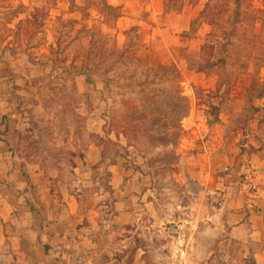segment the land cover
Returning a JSON list of instances; mask_svg holds the SVG:
<instances>
[{
    "label": "rangeland",
    "instance_id": "374dc122",
    "mask_svg": "<svg viewBox=\"0 0 264 264\" xmlns=\"http://www.w3.org/2000/svg\"><path fill=\"white\" fill-rule=\"evenodd\" d=\"M232 8L227 1L214 6L216 35L209 39L214 44L204 48L200 57L197 52L189 56L195 69L223 58L227 65L219 69L226 82L250 73L247 100L228 102V88L206 100L211 111L229 108L235 114L240 109L249 117L255 111L252 103L264 93V0H239L234 12ZM117 15L103 0H0V52L15 81L3 122L20 137L14 159L21 169H37L56 190L80 191L81 200L92 206H109L110 184L119 183L114 175L118 163L132 172L123 186L143 188L142 177L150 176L160 204H191L198 200L199 187L186 178L177 157L181 122L188 116L190 100L182 96L177 69L162 71L165 68H149L135 60L138 45L133 30L126 33L122 49L116 44ZM94 66L97 72L88 73ZM82 77L91 84L88 95L83 94L88 90ZM103 130L116 137L110 140ZM7 135V128L0 133L4 139ZM137 162H144L143 170ZM27 168L26 172L33 171ZM171 212L177 219L179 212L175 208ZM185 218L191 221V212ZM125 231L131 237L133 229ZM171 231V244H161L160 239L100 244L98 250L80 246L85 253L78 250L70 263H244L227 257L233 246L211 241L204 244V256L196 257L192 234L189 254L182 256L177 253L184 249V243L178 242L181 231L175 225ZM111 233L115 240L118 231ZM5 247L0 246V264H26ZM139 250L145 254L139 257ZM170 250L171 256H166L164 252Z\"/></svg>",
    "mask_w": 264,
    "mask_h": 264
},
{
    "label": "crops",
    "instance_id": "0c3cea01",
    "mask_svg": "<svg viewBox=\"0 0 264 264\" xmlns=\"http://www.w3.org/2000/svg\"><path fill=\"white\" fill-rule=\"evenodd\" d=\"M103 1L118 11L114 31L121 49L126 33L133 30L138 45L133 54L136 61L149 68L179 72L182 96L191 106L181 122L177 157L186 178L199 187L198 200L185 205L160 204L150 176L148 180L142 177L143 188L123 186L132 172L128 174L124 164L118 163L114 175L119 183L115 187L110 184L113 197L109 206H92L81 200L80 191L56 190L37 169H21L14 159L18 158L20 137L3 122L15 81L0 52V133L8 130L6 139L0 137V246L6 245L5 249L18 254L26 264H71L78 250L85 251L80 246L98 250L100 244L157 243L160 239L161 244H171L175 225L181 231L178 242L184 243V249L177 250L182 256L189 254L188 237L192 234L196 257L204 256V244L211 241L233 246V254L227 257L235 263L264 264V93L252 103L255 111L249 117L240 109L235 114L229 108L211 111L206 100L222 88L230 91L228 102L247 100L252 76L248 72L234 83L226 82L219 69L227 65L223 58L195 69V60L189 56L197 52L200 57L204 48L214 44L209 40L216 35L214 6L232 2L234 12L239 0ZM80 81L88 90L83 94L88 95L91 84L85 77ZM103 133L110 140L116 137ZM136 165L141 170L145 167L144 162ZM173 208L179 212L177 219L171 215ZM188 212L191 221L185 218ZM128 227L133 229L131 237L124 235ZM114 229L118 231L115 240L110 235ZM139 253V257L145 254ZM164 254L171 256L172 251Z\"/></svg>",
    "mask_w": 264,
    "mask_h": 264
},
{
    "label": "trees",
    "instance_id": "16d2710c",
    "mask_svg": "<svg viewBox=\"0 0 264 264\" xmlns=\"http://www.w3.org/2000/svg\"><path fill=\"white\" fill-rule=\"evenodd\" d=\"M161 70H162V71H165L166 69H161ZM95 71L97 72V69H96L95 66H94L93 68L87 70L88 73H90V72H95Z\"/></svg>",
    "mask_w": 264,
    "mask_h": 264
},
{
    "label": "built area",
    "instance_id": "2783aa9c",
    "mask_svg": "<svg viewBox=\"0 0 264 264\" xmlns=\"http://www.w3.org/2000/svg\"><path fill=\"white\" fill-rule=\"evenodd\" d=\"M247 180L249 179V175L247 176V178H246Z\"/></svg>",
    "mask_w": 264,
    "mask_h": 264
}]
</instances>
